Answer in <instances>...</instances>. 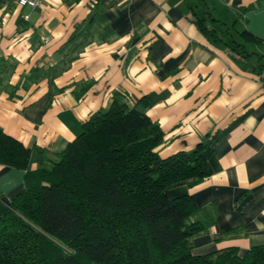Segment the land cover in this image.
<instances>
[{
  "label": "crops",
  "instance_id": "1",
  "mask_svg": "<svg viewBox=\"0 0 264 264\" xmlns=\"http://www.w3.org/2000/svg\"><path fill=\"white\" fill-rule=\"evenodd\" d=\"M209 2L44 0L31 8L0 0V128L32 149L35 169L116 97L130 105L147 97L166 134L163 155L203 146L210 175L167 189L199 206L192 220L204 230L192 252L237 245L244 255L264 245V81L230 47L210 43L197 19L264 39V0H219L233 11L231 25ZM24 188L25 170L0 164V216Z\"/></svg>",
  "mask_w": 264,
  "mask_h": 264
},
{
  "label": "trees",
  "instance_id": "2",
  "mask_svg": "<svg viewBox=\"0 0 264 264\" xmlns=\"http://www.w3.org/2000/svg\"><path fill=\"white\" fill-rule=\"evenodd\" d=\"M197 23L264 81V52L247 46H263V38L236 27L237 39L228 26L221 34L207 18ZM149 106L147 97L133 105L116 97L49 166L35 169L32 149L0 128V164L25 170L24 190L0 216V264H264V245L244 255L237 245L192 252V237L204 230L192 220L199 206L167 189L210 175L203 146L163 155L166 134Z\"/></svg>",
  "mask_w": 264,
  "mask_h": 264
},
{
  "label": "rangeland",
  "instance_id": "3",
  "mask_svg": "<svg viewBox=\"0 0 264 264\" xmlns=\"http://www.w3.org/2000/svg\"><path fill=\"white\" fill-rule=\"evenodd\" d=\"M209 5L212 8L216 7V8H212V12L214 13L215 16L220 17L221 19H224L226 21L229 22V25L232 24V19H233V11L231 9H229L228 7H226L225 5L221 4L219 2V0H213L214 2H212L211 0H209ZM200 15H205L204 9L201 8V12ZM231 23V24H230ZM209 25L212 26L213 25V21L209 20ZM238 29H242V27L237 26ZM234 32V31H233ZM237 34V33H236ZM239 39V37H237ZM249 49L255 48L254 46L248 44L247 45Z\"/></svg>",
  "mask_w": 264,
  "mask_h": 264
},
{
  "label": "built area",
  "instance_id": "4",
  "mask_svg": "<svg viewBox=\"0 0 264 264\" xmlns=\"http://www.w3.org/2000/svg\"><path fill=\"white\" fill-rule=\"evenodd\" d=\"M20 6H29L35 8L43 3L44 0H15ZM30 15L26 14L25 18L29 19Z\"/></svg>",
  "mask_w": 264,
  "mask_h": 264
},
{
  "label": "water",
  "instance_id": "5",
  "mask_svg": "<svg viewBox=\"0 0 264 264\" xmlns=\"http://www.w3.org/2000/svg\"><path fill=\"white\" fill-rule=\"evenodd\" d=\"M203 143H204V145H207V140H205Z\"/></svg>",
  "mask_w": 264,
  "mask_h": 264
}]
</instances>
